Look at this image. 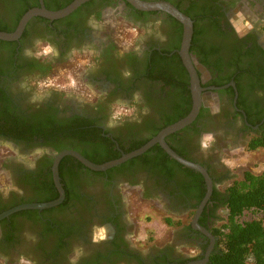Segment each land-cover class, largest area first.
Masks as SVG:
<instances>
[{
  "label": "flooded vegetation",
  "instance_id": "obj_1",
  "mask_svg": "<svg viewBox=\"0 0 264 264\" xmlns=\"http://www.w3.org/2000/svg\"><path fill=\"white\" fill-rule=\"evenodd\" d=\"M9 1L0 0V17ZM144 1L169 2L201 17L190 55L203 104L170 144L207 169L213 192H223L243 175L223 160L225 152L252 153L249 145L263 133L264 0ZM90 2L61 20L32 19L18 41L0 50V114L7 116L0 120V215L59 198L55 157L69 150L83 156L67 146L71 141L59 128L90 124L129 148L137 138L149 139L171 110L168 87L150 80L148 70L158 74L161 59L168 58L169 67L189 75L179 54L183 25L177 19L137 10L127 0ZM112 17L142 30L135 46L120 44ZM46 47L53 51L43 54ZM72 83L79 96L68 88ZM117 112L122 115L114 120ZM62 161L63 203L1 220L0 264H210L219 243L215 230L227 218L223 206L211 202L212 193L194 225L207 187L199 200V192L186 194L178 179L150 168L126 162L97 172L72 156ZM145 204L161 206L174 222L167 223L171 239L146 252L134 242V210Z\"/></svg>",
  "mask_w": 264,
  "mask_h": 264
},
{
  "label": "trees",
  "instance_id": "obj_2",
  "mask_svg": "<svg viewBox=\"0 0 264 264\" xmlns=\"http://www.w3.org/2000/svg\"><path fill=\"white\" fill-rule=\"evenodd\" d=\"M44 1L48 10L58 11L70 5L74 0ZM95 1L93 0V2ZM28 2H31V5ZM15 3H11L10 0L9 4L2 8L0 32H14L25 13L32 8L40 7L38 0H18ZM90 3L92 2L86 3L80 9L87 7ZM177 8L194 21L195 28L191 46V50H194L199 43L198 25L201 17L196 16L193 10L186 12L180 7ZM12 43L14 42L0 41V50L8 49ZM169 60L168 58L161 59L160 62L164 65L159 68L158 74H155L152 68L147 69L150 80L157 79L164 82L165 87H168L164 91L166 92V103L171 109L164 119L163 126L153 130L149 139L137 138L129 148H126L120 138H114L113 141L110 138H105L97 128L90 124L69 123L58 129L59 133L71 141L67 146L81 151L88 160L100 165L122 156L117 145L126 154L135 151L157 136L161 130L186 117L193 106L189 88L190 78L184 69L169 67L167 65ZM1 119L7 120L6 114H0ZM262 129V135L255 138L249 145L251 151L264 149V125ZM175 135L178 134L169 136L166 139L167 143L177 154L188 159L182 151L170 144ZM63 161L61 164L64 163ZM127 164L150 168L153 172L170 179H178L181 190L186 194L199 192V200L206 193V183L203 176L173 160L159 145L154 146L142 156L127 162ZM79 165L81 166V164ZM211 202L219 203L226 209L227 222L215 230L217 237H219V243L217 251L211 257L210 264H264V222L260 219L241 221L244 214L248 212H256L264 216V172L255 174L249 170L244 171L242 177L228 185L223 192L214 188ZM166 222L169 225L174 223L171 219L168 221L166 219Z\"/></svg>",
  "mask_w": 264,
  "mask_h": 264
},
{
  "label": "water",
  "instance_id": "obj_3",
  "mask_svg": "<svg viewBox=\"0 0 264 264\" xmlns=\"http://www.w3.org/2000/svg\"><path fill=\"white\" fill-rule=\"evenodd\" d=\"M92 0H74L70 5L67 7L58 10V11H51L45 7L43 0H40V7H36L30 9L25 15L21 18L16 30L12 33L7 32H0V41L5 42H14L18 41L21 36L23 35L26 26L29 22L36 18L42 17L51 21L61 20L64 19L75 11H77L81 6L90 2ZM134 8L144 12H153V11H162L165 12L175 19H177L183 25V39L181 44V49L179 51L180 56L182 57L183 63L190 75V91L192 95L193 106L191 112L184 117L183 119L179 120L178 122L167 126L163 130H161L157 136L152 138L147 144L142 146L141 148L132 151L130 153H122V156L116 160L104 163V164H94L87 160L84 156L76 151H64L58 154L55 157L54 165H53V175H54V182L56 188L59 191V198L52 202L47 203H35V204H22L19 206L14 207L13 209L4 212L0 215V221L9 217L14 213H18L25 210H47L54 207L61 205L65 199V190L61 184L60 176H59V165L62 159L66 156H72L80 161L83 165L87 168L97 171V172H105L109 169L118 167L134 158L142 156L151 148L156 145H159L173 160L177 161L179 164L183 165L186 168L194 170L200 173L206 183L207 193L206 196L199 208L197 215L194 218V225L197 226V220L200 214L202 213L205 205L209 201L212 193H213V181L210 177L206 168L202 165L195 163L191 160L185 159L177 154L167 143L166 138L172 134H175L179 131H182L189 125H191L198 117L202 104H203V88L201 87L200 79L198 73L194 67V64L191 59L190 55V48L192 44V38L194 34V22L193 20L182 13L177 7L172 5L169 2L164 1H144V0H127Z\"/></svg>",
  "mask_w": 264,
  "mask_h": 264
},
{
  "label": "rangeland",
  "instance_id": "obj_4",
  "mask_svg": "<svg viewBox=\"0 0 264 264\" xmlns=\"http://www.w3.org/2000/svg\"><path fill=\"white\" fill-rule=\"evenodd\" d=\"M111 21L112 25L116 27V35L120 44L126 47L135 46L142 30L135 24H129L117 17H112ZM64 82L69 83L68 81ZM68 88L76 96H79L78 87H75L73 83ZM232 153L230 151L225 152L223 160L226 161L232 170H236L238 175L241 176L245 170H249L255 174L264 172V150H256L249 154L243 152L234 153V151ZM146 205L148 206L149 204L142 205L134 210L138 215L136 219L138 225L135 228L136 241L134 242L144 252L152 247L161 248L166 241H169L172 235V228L169 227L165 218L170 215L161 206L158 209H150ZM222 214L224 218H227L225 208ZM253 219H260L264 222V216L256 212L245 213L241 221H251Z\"/></svg>",
  "mask_w": 264,
  "mask_h": 264
},
{
  "label": "clouds",
  "instance_id": "obj_5",
  "mask_svg": "<svg viewBox=\"0 0 264 264\" xmlns=\"http://www.w3.org/2000/svg\"><path fill=\"white\" fill-rule=\"evenodd\" d=\"M52 51H53V49H52L51 47H46V48L43 49V54L46 55V54H48V53H50V52H52ZM121 115H122L121 112H117V113L114 115L113 119H114V120H115V119H118ZM109 126H112V125L110 124ZM205 146H207V145H205Z\"/></svg>",
  "mask_w": 264,
  "mask_h": 264
}]
</instances>
